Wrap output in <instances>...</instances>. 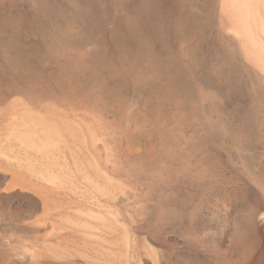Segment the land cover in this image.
<instances>
[{"label":"rangeland","instance_id":"374dc122","mask_svg":"<svg viewBox=\"0 0 264 264\" xmlns=\"http://www.w3.org/2000/svg\"><path fill=\"white\" fill-rule=\"evenodd\" d=\"M223 5L0 0V264H264V29Z\"/></svg>","mask_w":264,"mask_h":264},{"label":"bare ground","instance_id":"6f19581e","mask_svg":"<svg viewBox=\"0 0 264 264\" xmlns=\"http://www.w3.org/2000/svg\"><path fill=\"white\" fill-rule=\"evenodd\" d=\"M224 2V7L225 9L232 15V17L230 16V18H234V32L236 35L238 36H246V38H251L254 39L255 33L254 30L255 28H258L259 30L264 29V20H263V15L264 14V0H222ZM222 3V2H221ZM220 3V4H221ZM223 4V3H222ZM168 5V4H167ZM262 10V11H261ZM186 11V10H185ZM224 11V10H223ZM184 12V11H183ZM228 13V15H229ZM225 14V13H224ZM227 14V12H226ZM188 15V14H187ZM229 18V17H227ZM229 18V19H230ZM228 19V20H229ZM232 29V28H230ZM233 31V30H232ZM230 32V31H229ZM228 32V33H229ZM257 32V31H255ZM260 32V31H259ZM232 34V33H231ZM259 34V33H258ZM262 34V32H261ZM260 35V34H259ZM264 37V36H263ZM245 38V39H246ZM247 38V39H248ZM235 39V38H234ZM243 39V38H242ZM238 40V39H237ZM251 42V41H250ZM259 42V41H258ZM255 46V45H254ZM258 47H260L258 45ZM257 47V48H258ZM263 47V46H261ZM260 47V48H261ZM255 48V47H254ZM256 49V48H255ZM262 51L264 52L263 48ZM254 53V52H252ZM260 53V52H259ZM254 55V54H253ZM252 55V56H253ZM262 57V56H261ZM260 57V59H261ZM256 59V58H254ZM264 59V57H263ZM256 62V61H255ZM258 62V60H257ZM127 66V65H126ZM22 114V113H21ZM27 116V115H26ZM37 116V115H36ZM34 116V117H36ZM21 117V116H20ZM38 117V116H37ZM48 117V116H47ZM53 117V115H52ZM21 118H24L23 116ZM33 118V116H32ZM18 119V118H15ZM36 120V118H34ZM58 119V118H55ZM62 119V118H61ZM30 120V119H28ZM50 120V119H49ZM60 120V117H59ZM63 120V119H62ZM34 121V120H33ZM29 121L31 123H34L36 121ZM47 121V120H46ZM51 121V120H50ZM49 122L45 123V118H38L37 122H39L40 124H43L44 127L41 129L39 128V130H37L36 128H34L32 126V124H30L32 127H28L25 126V128L20 129L19 126H14L12 127V133L13 135L16 137V139L22 144L24 145L26 148L25 149H29V150H35V152L37 154H40L42 156V160L43 158H45L46 160H52L53 156H55L56 151L60 152V142H64V140L66 138H68L64 132L65 130H61L60 126L58 124H51ZM57 121V120H54ZM23 122V121H22ZM26 122V121H25ZM36 122V123H37ZM64 122V121H63ZM15 123V122H14ZM36 123H34V125H36ZM56 123V122H55ZM66 123V122H64ZM29 124V123H28ZM70 124V123H69ZM68 124V125H69ZM67 125V126H68ZM71 125V124H70ZM41 126V125H40ZM61 126H62V122H61ZM36 127V126H35ZM71 128H73V126H70ZM36 129V130H35ZM67 130V129H66ZM72 130V129H71ZM83 130V129H82ZM11 131V130H10ZM67 132V131H66ZM64 133V134H63ZM70 136L74 139L76 138H80L82 136V131L80 128H76L73 130V132H69ZM64 135L66 136V138H64ZM68 135V134H67ZM85 135V134H83ZM13 137V136H12ZM83 138H81L82 140ZM67 140V139H66ZM65 140V141H66ZM73 141V140H72ZM83 141V140H82ZM62 144V143H61ZM69 145V144H68ZM70 147V145H69ZM68 148V147H67ZM71 148V147H70ZM26 153V152H25ZM63 153V152H61ZM58 155V154H57ZM60 155V153H59ZM38 157V155H37ZM45 160V163H46ZM33 161V160H32ZM20 162V161H19ZM26 163H24L22 165V163L20 164L21 166H24L25 168H29L32 169V164L30 162L25 161ZM51 162V161H50ZM49 162V163H50ZM52 163V162H51ZM34 164V163H33ZM36 166V165H35ZM34 166V167H35ZM43 167V166H42ZM40 168V167H39ZM18 169V168H17ZM20 169V168H19ZM22 169V168H21ZM27 169V170H29ZM44 169V168H43ZM47 169V168H46ZM46 169L44 171H42L41 173V177L46 180L49 183H54L56 184L58 179V176H54L53 173H49L46 172ZM53 169V168H52ZM51 169V170H52ZM4 170V169H3ZM34 170V168H33ZM48 170V169H47ZM54 170V169H53ZM30 171V170H29ZM49 171V170H48ZM40 172V171H39ZM29 173V172H28ZM31 174V173H30ZM24 175V174H23ZM39 175V174H38ZM61 176V175H60ZM25 176H21L17 173H13V179L11 180V182L8 184L10 186V188H14L17 186H20L22 189H29L32 188L33 184L31 182L28 181V179L26 180V178H24ZM60 178V177H59ZM60 180H62L60 178ZM62 184V183H61ZM54 186V185H53ZM9 189V187H8ZM46 195V190H44L42 192V197H45ZM264 215V214H263Z\"/></svg>","mask_w":264,"mask_h":264},{"label":"water","instance_id":"95a60500","mask_svg":"<svg viewBox=\"0 0 264 264\" xmlns=\"http://www.w3.org/2000/svg\"><path fill=\"white\" fill-rule=\"evenodd\" d=\"M33 191L39 193V194L42 196V192H43L44 190H33Z\"/></svg>","mask_w":264,"mask_h":264},{"label":"crops","instance_id":"0c3cea01","mask_svg":"<svg viewBox=\"0 0 264 264\" xmlns=\"http://www.w3.org/2000/svg\"><path fill=\"white\" fill-rule=\"evenodd\" d=\"M1 167V166H0Z\"/></svg>","mask_w":264,"mask_h":264}]
</instances>
